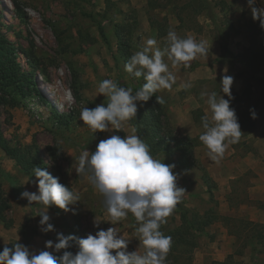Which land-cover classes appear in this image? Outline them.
<instances>
[{
	"label": "rangeland",
	"instance_id": "rangeland-1",
	"mask_svg": "<svg viewBox=\"0 0 264 264\" xmlns=\"http://www.w3.org/2000/svg\"><path fill=\"white\" fill-rule=\"evenodd\" d=\"M15 1L18 3L19 14L10 0H0L3 22L9 26L4 31L5 35L16 50L22 70L32 71L50 105L41 103L35 96L20 100L15 107L0 104V128L11 146H36L46 164V170L58 177L59 181L66 182L72 192L79 196V201L70 205V211L67 213L55 212L50 206L47 214L54 231L46 234L41 231L45 240L31 243L34 237L38 236V214L42 205L32 207L21 195L17 199L9 198L8 195H13L8 186L4 187L0 183L3 196L9 205L3 213L5 223L9 227H5L4 222L0 221V246L12 247V244L17 242L26 247H33L32 250L39 252L43 250L46 241L57 242V233L86 238L88 234L95 235L100 229L116 227L119 234L129 240L126 251H136L139 247V237L135 230L138 222L134 216L129 213L126 219L112 225L104 205V197L88 179L90 172L81 175L75 171L83 152H94L100 140L112 135L122 138L125 135H136L134 128L128 123L120 132L111 130L97 135V132L93 133L80 120V112L84 107L94 108L101 103H107V99L98 95L97 91L99 82L104 79H112L119 86L130 88L133 94L146 82L143 76L135 78L124 70L125 63L117 54L114 26L125 23L131 25L128 35L132 54L142 50L148 38L155 39L157 46L164 48L170 30H174L181 37H193L210 48L206 57H197L187 67H172L171 62L166 60L170 70L176 75V83L171 90L162 89L157 91L156 95L165 101L163 104H157L164 113V129L171 132L174 138L187 137L179 133L169 120V117L178 114L183 99H191V102L192 99H197L202 108L196 107L192 111L201 110L204 114V109L211 118L206 96L202 97L201 94L215 91L223 95L220 92V81L225 70L233 78L244 77L242 66L237 60L231 61L228 56H221L218 35H224L229 51L233 55H239L252 45L259 47L264 44V29L260 27L258 20L253 21L247 0H207L213 9V22L207 17L206 11L198 13L196 9L191 8L189 0ZM255 6H264V0H257ZM20 16L23 20L19 19ZM255 65L259 67L256 75L264 77V56L255 60ZM41 74H44L48 84L44 82ZM240 81L242 90L244 83L241 79ZM185 83H190L192 87L183 88ZM251 84L253 88L249 100L242 98L230 104V107L235 109L238 121L244 123L240 127L242 136L239 142L232 145L235 152L232 156L244 157L247 152H251L252 155L249 156L257 159V151L245 144L246 141L255 139L252 133L247 135L248 125L245 118L264 94L263 86L255 82ZM76 95L79 101L75 100ZM140 103L138 101L137 105ZM52 107L62 115H70L65 119V124L60 123L54 113H51ZM194 138L197 146L203 145L199 136ZM48 148H54V157L49 156ZM205 150V147L197 149V153ZM177 156L175 154L169 159L167 154H160L156 158L164 159L163 162L167 164H175L174 172L179 174L178 186L186 189L182 202L187 209L203 215L208 209L215 207L222 217L249 220V206H256L264 215V202H252L246 193L249 185L246 175H254L252 162L234 160L229 165L208 160L209 172L206 171L209 176L226 179L227 175H241L239 179L229 181L221 189L214 191V201L217 204L214 205L201 180L202 173L197 168L183 169L177 162ZM193 158L199 163L194 157V150ZM257 171L264 175V161ZM0 175H23L32 179L2 151ZM211 179L213 180L212 177ZM177 207L176 205L167 222L161 226L162 232L180 225ZM96 220L99 221V227H94ZM256 223L261 225L264 235V224ZM232 228L236 232L241 229L238 226ZM255 231L258 233L257 229ZM238 233L244 235L243 232ZM243 239L238 240L235 236L228 235L221 222L214 223L206 229L205 235L197 239V247L193 251L190 264H264V238H254L253 243L248 242L245 246ZM182 250L174 256L178 255L179 264H186V256L180 253ZM77 251L73 246V254ZM167 261L172 264L170 253Z\"/></svg>",
	"mask_w": 264,
	"mask_h": 264
},
{
	"label": "clouds",
	"instance_id": "clouds-1",
	"mask_svg": "<svg viewBox=\"0 0 264 264\" xmlns=\"http://www.w3.org/2000/svg\"><path fill=\"white\" fill-rule=\"evenodd\" d=\"M256 2L247 0V6L253 21L258 20L264 29V6L256 7ZM166 40L167 45L161 48L155 39L148 38L143 49L125 63L127 73L135 78L143 76L146 81L135 94L112 79L99 82L98 95L105 97L107 103L94 108L84 107L80 112L81 122L93 133L122 131L125 124L135 118L138 101L147 102L157 91L171 90L177 78L166 60L172 67H187L197 57H206L209 53L210 48L203 42L190 36L181 37L174 30L167 33ZM233 82L234 78L225 70L220 81L223 95L215 91L201 94L206 96L211 120L208 116L201 117L204 131L199 140L207 149L208 157L217 163L228 146L238 143L242 136L235 109L230 107L234 99ZM182 87L188 89L192 85L185 83ZM164 102L162 97L156 96V103ZM250 113L251 118L256 119L253 109ZM163 160L154 158L149 146L138 135L123 138L112 135L100 140L94 152L85 150L75 170L81 175L90 172L88 179L104 197L112 225L126 219L129 213L134 216L138 222L135 229L139 237L138 250L127 252L129 240L120 235L116 227H109L100 229L95 235L88 234L86 238L57 233V242L46 241L44 250L39 252H32L16 242L0 252V264H166L172 238L160 229L181 202L186 189L178 186L175 164H165ZM33 172L38 180V191H24L21 198L29 205H42L38 214L39 227L46 234L54 231V226L49 223L48 208L55 206L67 213L69 206L79 201V196L45 168L34 167ZM96 221L94 227H99V221ZM73 246L78 249L75 254L67 251ZM61 250H64L62 255L54 254Z\"/></svg>",
	"mask_w": 264,
	"mask_h": 264
},
{
	"label": "trees",
	"instance_id": "trees-1",
	"mask_svg": "<svg viewBox=\"0 0 264 264\" xmlns=\"http://www.w3.org/2000/svg\"><path fill=\"white\" fill-rule=\"evenodd\" d=\"M10 1L16 13L19 14L18 3L15 0ZM189 6L193 9H196L198 13L206 11L207 17L211 20V22H213V9L207 3V0H189ZM19 19L23 20L21 16ZM130 27L131 25L129 23L117 24L114 26L117 54L124 63H127L131 55H133L130 51L131 40L129 39L130 37L128 35L131 32ZM8 28L9 26L4 24L2 13L0 12V104L15 107L19 104L20 100L35 96L41 103L47 104V106H49L50 104L47 103L46 97L43 94L44 92L40 89V85L32 75V71L22 70V66L17 60L16 50L5 35L4 31ZM98 28L100 30V34L103 36L101 27L99 26ZM217 40L219 42L221 56H228L231 61L237 60V63L242 66V72L244 74V77H235L243 81L244 87L240 94L232 95L234 99L231 101V103L233 104L237 101H240L242 98L249 100L253 88L251 82H255L263 86L262 94H264V77H258L256 75L259 71V67L255 65V60L264 56V44H260L259 47L252 45L251 47L244 49L241 54L233 55L227 47L224 35L219 34ZM32 70H34V68ZM41 75L43 76L42 79L44 82L48 84L44 74ZM156 96L157 95L155 93L153 97L149 99V101L141 102L139 105H137V113L135 118L127 123L134 128L136 135L143 139L149 146L150 152L154 158L160 154H167L169 159H171L175 154H177V162L182 166L183 169L187 170L190 168H197L202 173L201 180L206 187L210 200L214 202V205H217L213 196L214 191L217 189L216 183L208 175L206 169L200 163L194 161L193 158V150L198 145L196 139L189 137L174 138L171 132L165 131L162 122L164 113L161 107H159L155 102ZM75 100H80L77 95ZM258 103L259 101L256 102L255 107L258 105ZM255 107L253 110H255ZM51 110V113H54V116L62 124H65V119H68L70 116L69 114H60L53 107ZM191 114L194 122L198 123L202 127L201 117L205 116L202 111H192ZM245 120L248 125V131L251 120L250 111L247 114ZM239 124L240 127L244 125L242 122H239ZM102 133L103 132H97L96 134L101 135ZM0 151H2L7 158L13 160L16 166L22 172L28 174L34 180H37L35 176H33L34 167L46 169V164L44 163L41 153L36 146H11L9 140L6 139L1 128ZM47 151L49 156H55L54 148H48ZM164 163L167 164L166 162ZM52 176L56 177L55 175ZM59 182L70 188L66 182ZM177 206L179 210L180 225L163 232L166 236H171L172 238V246L169 251L172 258V264H179V257L178 255L174 256V254H178L180 249H183L180 253H182L183 256H186V264H190L193 251L197 247V239L201 235H205L206 229L217 222H221L226 227L228 235L235 236L238 240H240V238H244L243 246H245L248 242L253 243L254 238L258 237L259 240L264 238L262 227L256 222L245 219L243 220L241 218L236 219L228 216L222 217L216 211L215 207L208 209L203 215H200L187 209L184 206L182 200L179 204H177ZM52 207L55 212L63 213L62 210L56 208L55 206ZM8 208L9 205L3 196L0 186V221L4 222L5 227H9V225H6L3 213ZM234 226L241 227L238 232H243L244 235L233 231L232 227ZM256 229L258 233L255 231ZM251 232H253V234ZM255 232L257 233L255 234L257 237L254 235ZM4 248L5 247L0 246V252H2ZM9 248H11V246H9ZM72 249L73 247L67 249V251L72 252ZM63 251L64 250H61L59 254L55 255L60 256L63 254ZM168 263L169 261L166 260V264Z\"/></svg>",
	"mask_w": 264,
	"mask_h": 264
},
{
	"label": "crops",
	"instance_id": "crops-1",
	"mask_svg": "<svg viewBox=\"0 0 264 264\" xmlns=\"http://www.w3.org/2000/svg\"><path fill=\"white\" fill-rule=\"evenodd\" d=\"M241 86L242 83L240 79L234 78V82L231 87V92L233 94H240ZM192 100L193 102H191V99L189 100H187L186 98L183 99L179 105L178 114L176 116L172 115L171 117H169V120L171 121L172 125L176 128V130L179 133H181L183 136H187L189 138L198 137L203 131L202 127H200L198 124L194 122L191 114L192 109L196 107H201L202 105L199 104L197 99H192ZM254 111L256 113V119L251 118L247 135H249V133L250 134L252 133L255 139L251 141H246L245 144L251 148H254L255 151H257L258 153L257 159L249 156L251 152H247L246 156L244 157L232 156V154H234L235 152L232 146L233 144H230L226 149L224 156L219 160L218 163L217 162L216 163L231 165L232 161L234 160L238 162L242 160L252 162V164H254V169H253L254 175H246V177H248V182H249V185H247L246 188V193L248 194L250 201L264 202V175H262V173L259 174L257 171L260 168V165H263V161H264V140L262 139L264 138V95L259 99V103ZM168 112L170 113L169 110ZM203 112L206 116L209 117V120H211L209 114L205 112L204 109ZM260 124H262V126H260ZM203 147L205 146L200 145L195 147L194 157L209 172L207 164L210 158L207 155V150H205L204 152L200 151L199 154L197 153V149ZM210 176L217 184V189H221L222 186L228 184L229 181L239 179L241 177V175H227L226 179L225 178L218 179L216 178L215 175H210ZM0 183L4 187L8 186L10 193L13 195V196L8 195V196L9 198L12 199L19 198L21 193L24 191H29V192L38 191V187H37L38 182L23 175H0ZM4 183L6 185H4ZM34 206L40 207L41 205L39 203H33L32 207ZM249 209L250 211L247 213L249 216V220L264 224V215L261 214L260 211H258V209H256V206L254 207L249 206ZM40 232H41L40 227H38V236H35L31 243L39 242L38 240H45L44 236H41ZM28 248L30 251L35 252V250H32L33 247H28ZM42 249L44 250V248Z\"/></svg>",
	"mask_w": 264,
	"mask_h": 264
}]
</instances>
